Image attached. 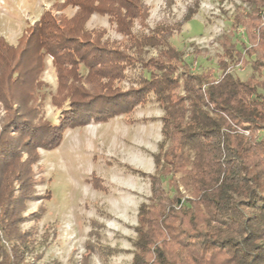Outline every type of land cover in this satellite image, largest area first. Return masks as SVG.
Returning a JSON list of instances; mask_svg holds the SVG:
<instances>
[{
    "label": "trees",
    "instance_id": "16d2710c",
    "mask_svg": "<svg viewBox=\"0 0 264 264\" xmlns=\"http://www.w3.org/2000/svg\"><path fill=\"white\" fill-rule=\"evenodd\" d=\"M240 1L251 8L249 21L236 18L234 27L245 24L248 44L243 43L240 50L226 38L218 60L219 78L212 69L193 72L184 52L171 42L198 14V6L190 8L178 24L164 22L146 34L134 35L132 23L146 17L143 0H66L65 6L78 8L73 17L46 12L15 47L0 38V104L6 111L0 119V216L14 223L9 221L11 216L6 218L17 201L13 183L18 181L22 191L31 185L33 151L55 150L68 129L128 115L152 95L163 110L164 140L160 147L170 146L162 178L184 173L181 183L192 197L175 199L161 190L160 179H154L155 199L160 200L162 214L157 223L176 235V225L171 222L178 221L175 207L189 204L191 211L195 204H205L211 210L205 232L198 237L183 231L179 234L199 246L204 258L207 253H222L226 264H264V139L256 136L264 131V0ZM93 14L110 17L117 32L128 36L126 45L103 41L102 32L88 31L86 23ZM152 50L157 57L146 60ZM255 52L260 54L258 60H245ZM47 57L58 74L53 104L63 107V101H70L57 125L37 120L36 115L35 94L41 86L38 77ZM248 64L253 73L245 82L229 72ZM127 67L137 73L138 87L113 90L108 83L122 81ZM180 70L182 81L176 75ZM180 82L185 97L177 94ZM240 131H248L250 137ZM24 153L29 156L26 160ZM160 164L159 155L156 167ZM172 187L178 189L176 183ZM146 211L142 205V224ZM2 227L7 229V225ZM137 231L139 253L133 264H144L153 240L141 227ZM6 237L11 248L0 245V264H23L18 251L22 246L27 249V244L15 248L18 242L12 245L13 239ZM154 251L155 264H176L168 258L165 246L156 245Z\"/></svg>",
    "mask_w": 264,
    "mask_h": 264
},
{
    "label": "rangeland",
    "instance_id": "374dc122",
    "mask_svg": "<svg viewBox=\"0 0 264 264\" xmlns=\"http://www.w3.org/2000/svg\"><path fill=\"white\" fill-rule=\"evenodd\" d=\"M65 1L0 0V38L15 47L46 12L73 17L78 8L65 6ZM143 1L146 17L134 20V35L146 34L164 22L178 24L190 8L198 6V14L171 40L184 52L186 63L193 72L205 73L212 69L219 78L218 60L223 54L221 45L226 38L240 50L243 43L248 44L245 24L234 27L236 18L249 21L247 14L251 8L240 0ZM86 27L88 31L102 32L103 41L117 46L124 47L128 41V36L118 33L106 15L93 14ZM259 56L255 52L245 60L255 62ZM153 57H157L154 50L149 51L145 59ZM229 72L245 82L253 69L251 64L239 65ZM182 74V70L176 74L181 81ZM135 78H138L135 70L127 67L122 81L108 84L113 90L124 92L138 87ZM38 82L41 86L35 94L37 120L57 125L70 101H63V107L53 104L59 83L53 60L49 57L45 59ZM180 84L177 94L185 97L182 82ZM5 116L6 111L0 104V119ZM162 116L163 110L153 102L151 95L128 115L68 129L55 150L33 151L35 163L31 185L22 191L18 181L13 183V198L17 201L14 200L12 213L6 218L11 216L9 221L14 220V223L6 222L4 215L0 216V245L10 250L6 236L13 239L12 245L18 242L15 248L25 242L27 249L22 246L18 251L23 264H133L139 253L135 244L137 229L141 227L153 240L150 250L145 252L144 264H155L156 245L165 246L168 258L176 264H226L225 254L207 253L204 258L198 245L199 248L195 247L179 234L183 231L198 237L201 231L205 232L211 218V210L205 204H195L191 211L189 204L175 207L178 221L171 222L176 225V235L157 223L162 214L159 212L160 200L155 199L154 179H160L165 194L175 199H192L190 191L181 183L184 173L162 178L165 156L170 149L169 143L160 147L164 140ZM240 132L250 137L248 131ZM256 136L259 140L264 139V131L257 132ZM159 155L161 164L157 168L156 157ZM28 157L26 153L22 156L23 160ZM190 170L191 165L186 167L187 172ZM175 183L178 189L172 187ZM142 205L147 207L144 224L140 223L139 214ZM3 225H7L5 231ZM197 242L202 241L197 239Z\"/></svg>",
    "mask_w": 264,
    "mask_h": 264
}]
</instances>
